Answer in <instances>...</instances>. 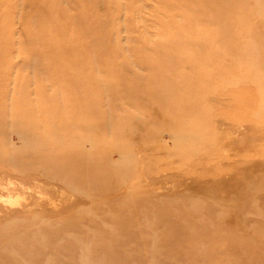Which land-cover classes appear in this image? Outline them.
<instances>
[{"label":"rangeland","instance_id":"374dc122","mask_svg":"<svg viewBox=\"0 0 264 264\" xmlns=\"http://www.w3.org/2000/svg\"><path fill=\"white\" fill-rule=\"evenodd\" d=\"M180 1L97 3L100 16L110 19V42L95 48L112 53L103 58L90 54L88 59H72L85 65L83 79L89 63L108 70L98 72L97 84L89 87L85 107L93 124L85 128L89 130L83 132L85 140L78 141L76 135L57 142L62 153L73 144L76 161L82 162L77 174L59 169L56 158L46 154L53 132L64 126L59 132L70 133V119L63 125L52 121L50 136L43 130L48 143L43 145L42 155L28 153L15 132L6 129V134L0 133L1 158L12 160L26 153V158L37 159L41 167L34 172L36 180L17 182L23 193L7 191L0 171V264H264V110L256 100L249 106L256 95L252 93L255 87L246 90L250 79L244 72L243 56L248 50L243 30L254 27L256 37L264 31L262 0L260 6L249 0L248 23L242 27L240 44L206 47L161 43L163 25L172 27L166 16L176 26L185 24L177 5ZM76 4L74 0H0V75L7 76L0 80V101L7 100L9 108L28 104L30 89L37 88L28 81L32 78L40 81L39 100L44 107L63 108V94L55 92L45 73L32 69L34 63L63 64V60L32 57L30 49L38 43H28L26 29L33 25L38 7L56 14L61 7L75 14ZM262 44L254 50L263 51L260 61L264 62ZM229 47L233 53L225 58L223 52ZM203 48L221 53L195 57L196 50L206 51ZM193 59L203 69L220 74L217 86L221 93H211L214 82L199 76L200 87L210 83L197 99L203 100L198 107L206 116L182 125L181 132L163 110L170 107L171 90L179 93L176 87L182 85L184 76L179 73L195 76L186 62ZM217 59H221L219 65H210ZM156 66L163 71L174 68L168 79L171 87L169 82L155 81ZM228 66L229 76L225 73ZM119 72L123 84L114 76ZM105 82L111 86H103ZM19 88L24 92L19 93ZM194 88L190 82L189 91ZM120 89L130 93V98H123L117 92ZM235 91L239 96L233 95ZM74 93L80 92L75 88ZM66 107L69 110V104ZM195 125L201 128L195 130ZM105 128L106 134L99 132Z\"/></svg>","mask_w":264,"mask_h":264},{"label":"bare ground","instance_id":"6f19581e","mask_svg":"<svg viewBox=\"0 0 264 264\" xmlns=\"http://www.w3.org/2000/svg\"><path fill=\"white\" fill-rule=\"evenodd\" d=\"M74 1L77 3L75 6V14H68L66 13L67 11H64V9L61 7H59V14H56L55 10H44L41 6L38 7L35 12L34 21L32 22L33 25L29 24L26 29V32H28L29 35L26 37L28 39V43L32 45H35L34 42L38 43V45H36L37 48L33 47V49H30L32 57L34 55L36 58L38 56V58L42 59L44 56H52L55 59L63 60V64L49 60H46L47 62L46 64L44 63V65H37L34 63L32 68L34 72L45 73L47 79L50 80L49 82H51L52 86L55 87V92H60L63 94L62 99L65 98L62 102L64 105L63 108L59 109L58 107L60 106H57L52 110L43 106L39 100L41 98V93L39 92L40 86H38L40 81H37L36 78H32V82L28 80L30 83H36L37 88L33 89V91L30 89V92L27 96H30L31 98H28L30 100L28 101V104L26 103L27 105H23V107H15L14 105L9 108V103L7 104V100L0 101V133L4 132V134H6V129L15 132V134L20 140H22V143L27 148V152L30 153V151H33V156L38 154L42 155L45 153L43 152V148H46L43 145H46L48 142L44 138L43 130L47 135H49L48 129L52 121H57L60 123V125H63L66 123V118L70 119V133H60L63 131L64 126H62L60 129H57L58 131L53 132L54 139L49 143L51 148L46 149V154L56 158V161H58L56 167H59V169L65 168V170H68L70 174L72 172V175L81 171L82 162L76 161L77 154H74L75 150L72 149L73 144L72 148L69 146V149L66 150L65 153H62L61 150H58L60 145L57 142L67 140L68 137L71 140L72 138L77 137L76 135L79 136L78 141H80L83 138V132L88 133V129L93 124L90 120L91 117L89 116V110L85 107L89 99V97H87L88 92L90 93L89 87H93V85L97 84L98 77L95 75H97L98 72L106 73L108 71L107 67L104 65L101 67L102 70H99L100 66L97 69V67L93 66L92 63H89L86 65L88 75L83 79L81 78V71L83 70L82 66L85 65L79 66L77 63H75V61L78 57L80 58L83 56L87 58L90 54H93L94 57L102 54L103 58L104 55H111L112 53L110 50L95 48L97 45L110 42L108 34L110 19H107L105 16H100L96 8L99 0H89L88 2H84L83 0ZM184 2L186 1L181 0L177 5L182 8L185 24L176 26L172 23L171 16H166L165 18L169 20L166 21L170 22L172 27L165 26V24L163 25L160 34V37H162L161 43L167 44L170 41L174 43L179 42L184 44L201 45L204 47L210 46L211 44L225 46L240 44L239 37H241L242 27H245L248 23L250 6L247 5L249 0H188L187 3ZM256 2L257 4L255 6H260L261 0H256ZM252 6H254L253 3ZM262 7L264 8L263 0ZM95 22H97V24H95ZM261 22L264 27V17L261 19ZM243 32L245 33V38H248V47L246 48L248 50L245 49L246 51L243 55L245 57L244 72L250 79V81L248 80V84L250 85L247 84L246 90L249 89V91H251V89L255 87L253 88V90H255L252 93L256 95V97L250 99L249 102L252 103H250L249 106H252L256 100L258 104L263 106L264 110V62L260 61L263 51L254 50V48L258 47V45H263L264 31H261L260 35L256 37V33L255 35L253 34L254 27L249 25V27L243 30ZM140 41L146 40L140 38ZM203 49L206 51L196 50L195 57L199 58L202 57L203 54H210L214 52L221 53L220 51H213L209 48ZM223 53H225L224 57L227 58V53H229V56L232 55V48L229 47V49ZM186 58L188 57L186 56ZM72 59H75V61L73 62ZM186 62L189 64V66H192L190 70L195 72V76L190 78L186 72H184V74L179 73L184 75L182 76L183 80H181L182 85L176 87V89L179 90V93L171 90V96L169 100L170 107L167 109L164 108L165 110H163L173 121L174 126L177 123L178 130L181 132V128L184 129L182 125L188 124L195 118L202 119L206 116L203 114L202 109H199L198 107V103L203 102V100L197 101V99L203 90H207L209 88L210 83L207 81L205 84H202L204 88L200 87L197 83L199 81V76L203 78L210 77L209 80L214 82V85L210 87L211 93H213L215 96L219 92L221 93V87L217 86V82L221 77L218 72L213 69H203L201 64L195 63L196 60L194 59L191 60V62ZM220 63L221 59H217L214 62H210V65H219ZM199 69L202 71H199ZM90 71H92V73ZM172 73H174V68H168V70L163 71L160 67L156 66L153 68L152 75H154L153 78L157 83L160 79L161 82L163 81V83L167 84V82H169L168 86L171 87L172 81L168 79L173 77ZM225 73L227 76L232 74L229 66L228 72ZM34 75L38 76L36 74ZM65 75L67 77H65ZM114 76L116 77L118 84L124 83L121 72L116 73ZM6 77V74H2L0 75V80H4ZM15 81L19 82V79L15 77ZM190 82L195 85V88L192 92H190L188 89V84ZM105 85L111 86V84L107 82H105L103 86ZM5 86L6 85L4 83V87ZM8 86H10L9 83ZM75 88H77L80 93L75 94ZM9 89L11 90V88ZM19 91V93L22 92L20 88ZM117 92L123 94V98H130V93H123L121 89ZM230 95H232L231 91ZM233 95L239 96V93L235 91ZM1 96L2 94H0V97ZM7 98H9V95ZM231 101L233 102V100ZM74 102L78 103L72 107ZM67 104H69V110L66 107ZM163 105L166 107L168 102L166 101V103ZM72 108H74L73 113ZM233 108L236 107L234 106ZM188 111L190 112L187 114ZM198 126L195 127V130H199L201 128V126ZM73 129H75L76 132H72ZM102 131L104 134H106V128L105 130L99 129L100 133H102ZM114 133L115 137L119 139V132L115 131ZM2 138L5 140L4 136ZM31 142H35V144L37 143L38 145L33 146ZM26 156L27 154L25 153V156H16L12 160H7L5 158L3 159L0 157V171L3 174V184H1L5 186L7 191L16 192L21 190V193H23L24 191H22V188L20 187L22 185L19 186L17 182L27 183L29 180L37 179L35 176L36 173L34 172L40 167L38 166V160L34 158H26ZM33 161L36 162L33 163ZM40 171H42V169ZM46 171L47 170H45V172ZM51 172L53 176L57 175L53 174L52 170ZM12 174H15L16 176L12 178ZM35 186L38 185L35 184ZM35 186L33 185V187Z\"/></svg>","mask_w":264,"mask_h":264}]
</instances>
